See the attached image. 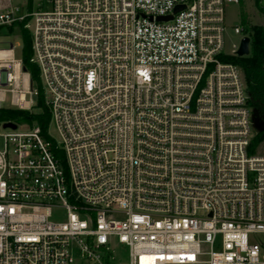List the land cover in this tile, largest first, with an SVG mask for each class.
Listing matches in <instances>:
<instances>
[{"label":"built area","instance_id":"1","mask_svg":"<svg viewBox=\"0 0 264 264\" xmlns=\"http://www.w3.org/2000/svg\"><path fill=\"white\" fill-rule=\"evenodd\" d=\"M239 1L0 0L38 69L0 46V108L42 93L59 136L0 122V264H264V154L223 60Z\"/></svg>","mask_w":264,"mask_h":264},{"label":"trees","instance_id":"2","mask_svg":"<svg viewBox=\"0 0 264 264\" xmlns=\"http://www.w3.org/2000/svg\"><path fill=\"white\" fill-rule=\"evenodd\" d=\"M254 1L263 17L262 24L246 28L245 16L243 13L240 16V25L250 38L249 53L246 56L229 55L223 57L224 61L236 64L241 68L247 90L248 106L258 126L261 127L259 130L254 128L255 135L250 140L249 145L251 152L264 140V6L260 4V0ZM17 32L20 33L22 41L20 51L21 60L30 72L32 81H36L38 69L34 64L29 62L31 49L28 31L19 27ZM35 108L36 110L33 112L30 110L0 108V122L21 121L31 125L36 124L40 127L41 132L45 134L48 128L50 114L42 93L37 98Z\"/></svg>","mask_w":264,"mask_h":264},{"label":"rangeland","instance_id":"3","mask_svg":"<svg viewBox=\"0 0 264 264\" xmlns=\"http://www.w3.org/2000/svg\"><path fill=\"white\" fill-rule=\"evenodd\" d=\"M260 4L264 6V0H260ZM225 24H226V30L224 32V41H225V50L228 52H231L233 49V45H237L240 39V35L234 34L232 31V27L234 25L237 24H241L240 20H241V13L244 14L245 16V23H246V28H250L254 25H260L263 22V17L261 15V13L259 12V10L257 9V6L255 4L254 0H240L239 3L235 4V3H226L225 7ZM242 28V32L241 34L243 36H248L246 31L243 30ZM17 31L16 30H10L9 34L10 35H15ZM4 42H2L0 44L1 47H8L9 43H13V45L16 46H20L22 47V41L20 37H5ZM17 50V56H18V49ZM9 98L10 95L7 94L6 95V101L4 103V106H9ZM32 101L36 102L37 101V97L36 96H31ZM36 108L33 107L30 111H35ZM21 122V121H20ZM18 130H23V128L19 127ZM47 132L48 134L56 141L59 140V136L56 130V127L53 123L52 120H49V124H48V128H47ZM255 135V131L253 128V134L252 137ZM251 137V139H252ZM2 139L0 138V148L2 147ZM252 153L254 154H264V140L261 141L252 151ZM59 218L63 217V212L59 211L58 215ZM116 248V258L118 261L122 262V263H126V259L124 257V254H121L119 251V248L117 245H115ZM72 256L75 258V260H77L79 258V254L78 252L75 250L73 251Z\"/></svg>","mask_w":264,"mask_h":264},{"label":"water","instance_id":"4","mask_svg":"<svg viewBox=\"0 0 264 264\" xmlns=\"http://www.w3.org/2000/svg\"><path fill=\"white\" fill-rule=\"evenodd\" d=\"M164 19H169V17H166ZM249 43H250V38L249 36H243L241 40L239 41L238 47L235 50V55L236 56H246L249 53ZM252 118V124L253 128H257L258 130L261 129V127L258 126L256 120L254 119L253 115L251 116ZM3 127H11L15 128V125L11 122H5L2 125Z\"/></svg>","mask_w":264,"mask_h":264}]
</instances>
